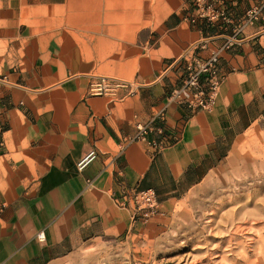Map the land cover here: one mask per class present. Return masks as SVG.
Listing matches in <instances>:
<instances>
[{
	"label": "crops",
	"instance_id": "obj_1",
	"mask_svg": "<svg viewBox=\"0 0 264 264\" xmlns=\"http://www.w3.org/2000/svg\"><path fill=\"white\" fill-rule=\"evenodd\" d=\"M112 1L124 0H0V264H58L129 238L136 192L154 191L161 206L181 200L264 115V7L242 22L264 0H217L230 22L213 24L187 0H162L153 28L149 3L136 25ZM27 14L33 23L20 24ZM239 27V45L222 51ZM84 48L122 50L105 73L132 77L131 92L92 95L103 64ZM212 52L226 75L212 110L168 103L181 81L168 65ZM90 150L96 159L78 171Z\"/></svg>",
	"mask_w": 264,
	"mask_h": 264
},
{
	"label": "rangeland",
	"instance_id": "obj_2",
	"mask_svg": "<svg viewBox=\"0 0 264 264\" xmlns=\"http://www.w3.org/2000/svg\"><path fill=\"white\" fill-rule=\"evenodd\" d=\"M148 3L153 28L163 16L162 0L107 2L109 9L132 11L136 25L142 24ZM186 3L199 8L195 0ZM32 17L25 15L20 24L33 23ZM114 19L124 25L127 21ZM120 52L80 50L84 58L103 64L102 72L91 76L88 90L100 77L133 82L132 77L105 73ZM132 223L129 238L92 242L58 264H264V115L197 188L181 200L159 205L145 222L134 215Z\"/></svg>",
	"mask_w": 264,
	"mask_h": 264
},
{
	"label": "built area",
	"instance_id": "obj_3",
	"mask_svg": "<svg viewBox=\"0 0 264 264\" xmlns=\"http://www.w3.org/2000/svg\"><path fill=\"white\" fill-rule=\"evenodd\" d=\"M195 3L199 7L195 17L207 21L208 24H213L217 20L225 23L230 22L226 10L217 0H195ZM263 7L264 4L250 8L245 13L242 22L252 24L259 21ZM195 17L191 19L194 20ZM240 31L241 28L239 27L236 30L237 33L222 44V51L230 50L239 45L240 40L237 35ZM219 61V52H212L204 58H190L184 55L173 60L168 67L180 71L181 81L169 92L167 102L184 106L190 111H211L226 79V75L220 70ZM132 88L133 84L129 81L100 77L91 83L89 92L95 96H114L120 90L131 92ZM137 127L142 133H146L150 129L149 126L143 125ZM96 156L94 150L87 152L77 162V170L83 171L96 159ZM132 202L134 215H138L144 222L147 218L158 213L159 202L152 190L136 192L132 196ZM37 238L42 241L44 239L43 233H39Z\"/></svg>",
	"mask_w": 264,
	"mask_h": 264
}]
</instances>
